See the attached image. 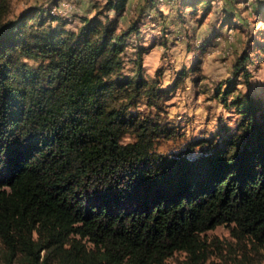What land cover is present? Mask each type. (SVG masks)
<instances>
[{
	"label": "trees",
	"instance_id": "16d2710c",
	"mask_svg": "<svg viewBox=\"0 0 264 264\" xmlns=\"http://www.w3.org/2000/svg\"><path fill=\"white\" fill-rule=\"evenodd\" d=\"M128 3L105 0L71 29L0 0V264H170L176 251L204 264L220 224L264 245V112L236 98L238 132L159 150L173 88L143 73L147 47L125 72L140 31L119 26ZM250 59L235 71L248 77Z\"/></svg>",
	"mask_w": 264,
	"mask_h": 264
},
{
	"label": "rangeland",
	"instance_id": "374dc122",
	"mask_svg": "<svg viewBox=\"0 0 264 264\" xmlns=\"http://www.w3.org/2000/svg\"><path fill=\"white\" fill-rule=\"evenodd\" d=\"M195 7L193 0H129L119 15V26L136 21L124 51L125 72L133 73L139 46L143 73L159 77L163 88H173L161 118L172 130L158 148L176 152L199 138L217 140L238 132L241 110L233 100L252 97L257 113L264 112V0H210ZM105 0H11L10 15L36 9L45 24L76 29L85 15H93ZM116 17L115 11H110ZM56 16V17H54ZM33 22H39L34 17ZM227 20V21H226ZM227 22V23H226ZM247 51L250 75L235 71L237 57ZM229 92L224 98L223 92ZM140 111H148L142 102ZM126 137L125 141H130ZM197 145L191 154L198 153ZM209 258L204 264H264V245L238 240L220 224L206 233ZM170 264H190L176 251Z\"/></svg>",
	"mask_w": 264,
	"mask_h": 264
}]
</instances>
